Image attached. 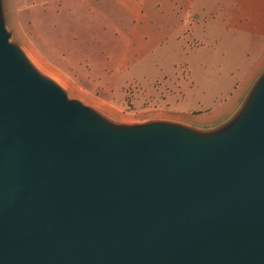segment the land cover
I'll list each match as a JSON object with an SVG mask.
<instances>
[{"label": "water", "instance_id": "95a60500", "mask_svg": "<svg viewBox=\"0 0 264 264\" xmlns=\"http://www.w3.org/2000/svg\"><path fill=\"white\" fill-rule=\"evenodd\" d=\"M8 24L0 0V264H264V69L216 126L121 123Z\"/></svg>", "mask_w": 264, "mask_h": 264}, {"label": "rangeland", "instance_id": "374dc122", "mask_svg": "<svg viewBox=\"0 0 264 264\" xmlns=\"http://www.w3.org/2000/svg\"><path fill=\"white\" fill-rule=\"evenodd\" d=\"M28 6L24 0H6L13 39L33 64L36 66L33 58L40 62L71 97L121 123L176 120L184 115L197 123L221 124L242 103L247 92L239 99L235 90L260 56L250 49L243 35L235 39L232 31L222 32L219 36L223 41L216 46L213 45L216 32L203 36L201 30L196 31L199 38L194 33L183 35V31L190 29L189 25L175 28L176 22L170 18L167 6L156 22H116L131 44L125 60L113 68L119 74L118 85L113 87L103 78L88 76L89 66L86 69L83 62L70 61L71 54L64 51L63 37L58 40V35L50 32L53 42L44 37L40 19L27 14ZM33 25L37 27L34 35ZM99 33L104 35L106 31L101 29ZM118 35L117 32L113 38L101 37L108 44H116ZM144 37L151 39L150 47L141 42ZM194 37L202 39L204 44H195ZM144 48L150 50L144 52Z\"/></svg>", "mask_w": 264, "mask_h": 264}, {"label": "crops", "instance_id": "0c3cea01", "mask_svg": "<svg viewBox=\"0 0 264 264\" xmlns=\"http://www.w3.org/2000/svg\"><path fill=\"white\" fill-rule=\"evenodd\" d=\"M24 1L29 5L27 14L32 19H40L44 37L52 42L54 39L51 40L49 32L58 35V40L63 37L64 51L71 54L68 59L73 62H83V67L86 69L89 66L88 76L97 80L103 78L105 83L113 84V87L119 82V74H116L117 72H114L116 69L113 68L118 62L125 60V54L131 44V39L127 37L125 31L118 28L116 22L146 20L156 22L162 17L161 11L167 6H169L170 18L176 22L175 28L184 29L185 25H189L190 29L183 31V35L194 33L199 38L196 31L201 30L203 36L209 32H216L218 35L213 44L216 46L223 41L219 36L222 32L232 31L235 39L243 35L250 49L260 53L257 63L247 73L239 89L235 90V96L239 95V99L264 69V0ZM99 22H103L101 27ZM35 26L31 28L33 35L37 32ZM28 29L30 31V28ZM101 29L106 31L104 35L99 33ZM117 32L119 35L116 44H108L103 39L104 36L113 38L117 36ZM198 38L194 37V43L204 44L202 39ZM141 42L145 47H150L152 44L148 37H144ZM149 50L150 48L143 49L144 52ZM176 120L201 128L213 126V123L207 125L194 122L184 115Z\"/></svg>", "mask_w": 264, "mask_h": 264}, {"label": "bare ground", "instance_id": "6f19581e", "mask_svg": "<svg viewBox=\"0 0 264 264\" xmlns=\"http://www.w3.org/2000/svg\"><path fill=\"white\" fill-rule=\"evenodd\" d=\"M33 55V54H32ZM33 61L35 62L36 66L38 67V69L44 73L45 75L49 76L50 78H52L53 80L56 79L51 73H49L45 67L40 63L38 62L36 59L33 58Z\"/></svg>", "mask_w": 264, "mask_h": 264}]
</instances>
